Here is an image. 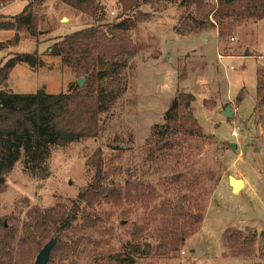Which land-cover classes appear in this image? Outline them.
Masks as SVG:
<instances>
[{
    "label": "rangeland",
    "instance_id": "374dc122",
    "mask_svg": "<svg viewBox=\"0 0 264 264\" xmlns=\"http://www.w3.org/2000/svg\"><path fill=\"white\" fill-rule=\"evenodd\" d=\"M27 1L5 0L0 14L14 15ZM98 1L105 12L100 23L125 17L118 0ZM180 1L182 6L178 5ZM154 7L157 5H143L142 11H147L149 17L129 29L132 41L146 48L134 57L135 67L127 77L123 94L114 106L100 114L97 136L53 147L48 160L50 174L40 181L27 177L21 162H16L4 178L0 219L12 214L22 222L28 218L27 209L32 205L69 206L78 189L93 176L94 167L86 159L96 155L99 148L104 169H125L136 164L138 179L153 185L156 196L148 209L145 202L128 201L95 206L99 220L86 228L84 244L72 257L54 258L52 264H128V258L133 264H264V241L259 237L264 231V131L253 113L256 67L264 64V19H248L240 24L230 19L229 30L221 36L218 33L226 22L197 33L179 34L175 26L180 25L181 15L193 13V3L177 0L165 8ZM63 16L68 20L61 21ZM96 23V19L59 0H46L39 9L38 37L31 38L22 31L16 45L0 49V66L15 53L33 52L39 55L41 64L36 69L16 64L3 88L15 93L65 91L75 76L58 55L49 54L52 44L65 34ZM12 35L13 30H0V42ZM179 90L194 96L193 113L202 127L203 138L183 143L180 154L161 159L154 167L148 159L153 144L151 127L162 123L164 112ZM226 105L233 112L231 117L222 114ZM234 128L236 136L230 133ZM189 170L200 176V197L205 199L203 219L179 249L158 254L157 232L169 229L170 220L161 219L162 215L151 212V208H159L163 199L172 195L171 184L164 178H170L175 171ZM206 173H211L212 178ZM230 175L245 181L241 190H232ZM118 176L121 183L126 178L125 172ZM133 226L144 228V235L135 240L139 250L128 245L133 242ZM229 227L245 233L249 228L256 234L254 255H222V234ZM37 253L27 257L28 264H33ZM22 261L20 257L18 263L23 264Z\"/></svg>",
    "mask_w": 264,
    "mask_h": 264
},
{
    "label": "trees",
    "instance_id": "16d2710c",
    "mask_svg": "<svg viewBox=\"0 0 264 264\" xmlns=\"http://www.w3.org/2000/svg\"><path fill=\"white\" fill-rule=\"evenodd\" d=\"M4 1L0 0V6ZM45 1L28 0L20 12L11 16L0 14V30H13L9 39L0 42V49L16 45L22 31L31 38L38 37L41 32L38 30L39 9ZM59 1L99 23L65 34L52 44L49 54L58 55L75 76L65 91L50 94L39 89L33 93H15L3 88L16 64L24 63L31 69L41 64L36 52L15 53L0 66V193L5 175L16 162H21L27 177L40 181L50 174L48 160L53 147L97 136L100 114L114 106L123 94L127 77L135 67L134 57L146 48V45L135 44L129 31L136 27V22L149 17L141 7L157 5L156 9L160 5L165 8L167 3H177V0H118L125 17L100 23L105 12L98 0ZM190 3H193L194 11L180 16V25L175 26L179 34L181 31V34L197 33L226 22L218 33L221 36L229 30L230 19L236 24L248 19H264V0H188ZM178 5L182 6L181 1ZM126 69L129 72H125ZM255 75L253 113L264 131V64L256 67ZM82 77L84 82L80 86L77 79ZM193 101L192 93L179 90L164 112L162 123L151 127L153 144L149 147L148 159L154 167L161 159L180 154L183 143L192 138H203L202 127L193 113ZM95 153L86 159V163L94 167V174L78 189L69 206L63 203L50 207L32 205L27 209L28 218L22 222L12 214L0 219V264H19L20 257L23 264H28L27 257L32 258L52 237L56 241L48 264H52L54 258L72 257L84 244L86 228L99 220L93 208L101 203L145 202L147 209L150 207L156 189L138 179L136 164L125 169L119 166L104 169L101 150L98 148ZM123 172L126 178L123 177L121 183L118 175ZM207 174L212 178L211 173ZM164 179L171 184L172 195L163 199L159 208H151V212L162 215L161 219L170 220L169 229L162 228L157 232L155 250L158 254L176 251L198 230L205 206V199L200 197V176L194 170L188 173L175 171L170 178ZM245 230L246 233L233 227L224 230L222 255H254L257 236L249 228ZM130 231L133 242L128 245L139 250V242L135 240L144 235V228L133 226ZM259 237L264 241V231ZM26 242L30 246L27 247ZM146 246L149 248V244ZM23 251L26 252L24 256ZM128 264H133L132 258H128Z\"/></svg>",
    "mask_w": 264,
    "mask_h": 264
},
{
    "label": "water",
    "instance_id": "95a60500",
    "mask_svg": "<svg viewBox=\"0 0 264 264\" xmlns=\"http://www.w3.org/2000/svg\"><path fill=\"white\" fill-rule=\"evenodd\" d=\"M68 18L66 16H63L61 21H67ZM84 82V78H78L77 79V83L81 86ZM222 114L225 117H231L233 112L230 109V105H226L225 108L222 111ZM231 147L235 148L234 144H231ZM229 183L232 187V190L237 192L239 190H241V188L243 187V180L240 178H236L234 176H229ZM55 237L50 238L42 247L41 249L38 251V253L36 254L35 260L33 262V264H48L49 261V256H50V251L53 248L54 244H55Z\"/></svg>",
    "mask_w": 264,
    "mask_h": 264
},
{
    "label": "built area",
    "instance_id": "2783aa9c",
    "mask_svg": "<svg viewBox=\"0 0 264 264\" xmlns=\"http://www.w3.org/2000/svg\"><path fill=\"white\" fill-rule=\"evenodd\" d=\"M233 39H234L233 37L230 38V40H233ZM230 133H231V135L236 136L237 135L236 128H234L233 130H231Z\"/></svg>",
    "mask_w": 264,
    "mask_h": 264
},
{
    "label": "crops",
    "instance_id": "0c3cea01",
    "mask_svg": "<svg viewBox=\"0 0 264 264\" xmlns=\"http://www.w3.org/2000/svg\"><path fill=\"white\" fill-rule=\"evenodd\" d=\"M243 184L245 185V181H244V180H243ZM244 185H243V186H244Z\"/></svg>",
    "mask_w": 264,
    "mask_h": 264
}]
</instances>
